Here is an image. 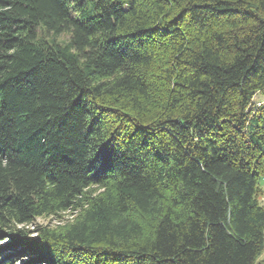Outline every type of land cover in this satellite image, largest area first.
Here are the masks:
<instances>
[{"label":"trees","instance_id":"1","mask_svg":"<svg viewBox=\"0 0 264 264\" xmlns=\"http://www.w3.org/2000/svg\"><path fill=\"white\" fill-rule=\"evenodd\" d=\"M258 94L264 0H0V264H261Z\"/></svg>","mask_w":264,"mask_h":264},{"label":"rangeland","instance_id":"2","mask_svg":"<svg viewBox=\"0 0 264 264\" xmlns=\"http://www.w3.org/2000/svg\"><path fill=\"white\" fill-rule=\"evenodd\" d=\"M67 37H68L67 34H62L60 38L67 39ZM254 102L256 105H260V104L264 105V96L261 94L256 95L254 98ZM259 187H260V190L258 193V197H259V200L262 203H264V173L263 175H261L259 179ZM72 217H73L72 211L58 212L56 214H51L48 216L37 218L35 220V224L31 225L29 228H30V231L32 232L37 231L39 227L52 228L58 223H63L64 221H67L69 218H72ZM36 233L38 232H34L32 234H36ZM34 259L35 257L21 254L18 257H16V264H34L35 263ZM260 263L264 264V252L262 253L260 257Z\"/></svg>","mask_w":264,"mask_h":264}]
</instances>
